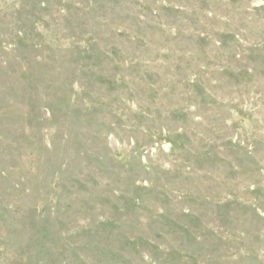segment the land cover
<instances>
[{"label": "rangeland", "instance_id": "rangeland-1", "mask_svg": "<svg viewBox=\"0 0 264 264\" xmlns=\"http://www.w3.org/2000/svg\"><path fill=\"white\" fill-rule=\"evenodd\" d=\"M0 264H264V0H0Z\"/></svg>", "mask_w": 264, "mask_h": 264}]
</instances>
